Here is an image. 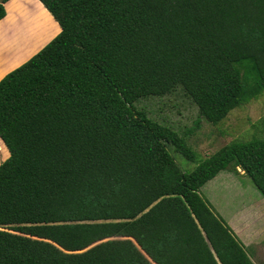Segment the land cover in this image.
I'll return each mask as SVG.
<instances>
[{
    "label": "trees",
    "instance_id": "16d2710c",
    "mask_svg": "<svg viewBox=\"0 0 264 264\" xmlns=\"http://www.w3.org/2000/svg\"><path fill=\"white\" fill-rule=\"evenodd\" d=\"M37 1L59 32L0 79V264H253L198 191L240 171L264 199V135L183 173L128 76L148 59L218 124L264 93V0Z\"/></svg>",
    "mask_w": 264,
    "mask_h": 264
},
{
    "label": "rangeland",
    "instance_id": "374dc122",
    "mask_svg": "<svg viewBox=\"0 0 264 264\" xmlns=\"http://www.w3.org/2000/svg\"><path fill=\"white\" fill-rule=\"evenodd\" d=\"M58 32L57 24L36 0H16L10 4L6 28L0 30V42L9 37L14 40L12 48L17 54L26 56ZM133 65L128 80L139 79L143 85L141 89L136 85L131 91L135 108L184 135L194 154V162L190 163L165 146L181 172L190 173L197 163L230 142H246L264 135V93L211 125L199 117L196 107L177 86L164 83L163 75L148 59H139ZM198 194L234 233L251 262L264 264V199L249 178L240 171L238 175L220 172Z\"/></svg>",
    "mask_w": 264,
    "mask_h": 264
},
{
    "label": "crops",
    "instance_id": "0c3cea01",
    "mask_svg": "<svg viewBox=\"0 0 264 264\" xmlns=\"http://www.w3.org/2000/svg\"><path fill=\"white\" fill-rule=\"evenodd\" d=\"M15 1L16 0H8L7 2H5L3 4L5 15H4V17L2 19H0V30H2V31L6 28L7 22L9 20L10 4H12ZM8 39H9V37H8ZM8 39L7 38L6 39H2V42H0L1 43L0 44V79L4 75H6L8 72H10L11 70L15 69L19 65H21L23 62H25L29 57H31L35 53V52H32V53H29L26 56H23V53L17 54L16 50L12 48L14 40H13V42H12L11 39H9V41H6ZM4 40H5L6 43H4ZM11 42H12V44H11ZM5 44H8V46L5 47ZM7 157H8V152L5 149L4 145L0 141V162L5 160Z\"/></svg>",
    "mask_w": 264,
    "mask_h": 264
}]
</instances>
